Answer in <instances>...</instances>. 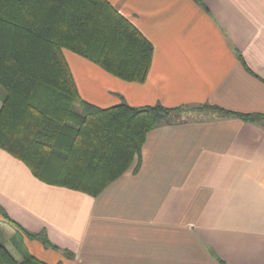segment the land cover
I'll return each mask as SVG.
<instances>
[{
	"label": "crops",
	"instance_id": "crops-1",
	"mask_svg": "<svg viewBox=\"0 0 264 264\" xmlns=\"http://www.w3.org/2000/svg\"><path fill=\"white\" fill-rule=\"evenodd\" d=\"M108 1L152 42V64L128 81L65 50L80 103L199 108L151 129L139 168L96 196L0 147V244L48 264H264V0Z\"/></svg>",
	"mask_w": 264,
	"mask_h": 264
},
{
	"label": "trees",
	"instance_id": "trees-1",
	"mask_svg": "<svg viewBox=\"0 0 264 264\" xmlns=\"http://www.w3.org/2000/svg\"><path fill=\"white\" fill-rule=\"evenodd\" d=\"M65 50L122 79L144 82L154 46L108 0H0V147L41 180L96 196L133 164L139 168L151 129L199 107L80 103ZM200 107L232 114L220 106ZM238 115L251 121L261 116ZM0 213L10 220L1 205ZM28 234L56 247L45 233ZM0 259L48 264L33 255L20 261L4 244Z\"/></svg>",
	"mask_w": 264,
	"mask_h": 264
},
{
	"label": "rangeland",
	"instance_id": "rangeland-1",
	"mask_svg": "<svg viewBox=\"0 0 264 264\" xmlns=\"http://www.w3.org/2000/svg\"><path fill=\"white\" fill-rule=\"evenodd\" d=\"M0 100H2V99L0 98ZM0 103H2V102H0ZM7 244L10 245V248H12V246H13L12 244H10V243H7ZM12 250H13V249H12ZM15 254H16V257H17V258H20V256L18 255L17 252H16ZM0 264H3V262L1 261V259H0Z\"/></svg>",
	"mask_w": 264,
	"mask_h": 264
}]
</instances>
